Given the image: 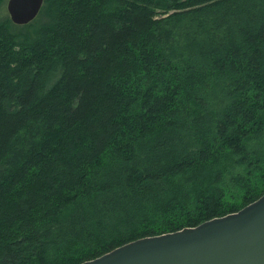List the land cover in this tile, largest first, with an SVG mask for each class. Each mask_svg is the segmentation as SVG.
I'll list each match as a JSON object with an SVG mask.
<instances>
[{
	"label": "trees",
	"instance_id": "obj_1",
	"mask_svg": "<svg viewBox=\"0 0 264 264\" xmlns=\"http://www.w3.org/2000/svg\"><path fill=\"white\" fill-rule=\"evenodd\" d=\"M263 194L264 0L0 17V264H81Z\"/></svg>",
	"mask_w": 264,
	"mask_h": 264
},
{
	"label": "water",
	"instance_id": "obj_2",
	"mask_svg": "<svg viewBox=\"0 0 264 264\" xmlns=\"http://www.w3.org/2000/svg\"><path fill=\"white\" fill-rule=\"evenodd\" d=\"M44 0H7L11 22L31 23ZM81 264H264V194L238 212L141 238Z\"/></svg>",
	"mask_w": 264,
	"mask_h": 264
},
{
	"label": "rangeland",
	"instance_id": "obj_3",
	"mask_svg": "<svg viewBox=\"0 0 264 264\" xmlns=\"http://www.w3.org/2000/svg\"><path fill=\"white\" fill-rule=\"evenodd\" d=\"M7 2V1H6ZM6 2L2 5L1 9H0V17L1 18H6L8 17L9 18V15H8V12H7V9H6ZM10 19V18H9Z\"/></svg>",
	"mask_w": 264,
	"mask_h": 264
}]
</instances>
